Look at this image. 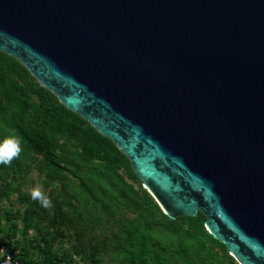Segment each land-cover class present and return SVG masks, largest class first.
Returning <instances> with one entry per match:
<instances>
[{"label":"water","instance_id":"1","mask_svg":"<svg viewBox=\"0 0 264 264\" xmlns=\"http://www.w3.org/2000/svg\"><path fill=\"white\" fill-rule=\"evenodd\" d=\"M0 52L112 141L171 220L264 264V0H0Z\"/></svg>","mask_w":264,"mask_h":264},{"label":"rangeland","instance_id":"2","mask_svg":"<svg viewBox=\"0 0 264 264\" xmlns=\"http://www.w3.org/2000/svg\"><path fill=\"white\" fill-rule=\"evenodd\" d=\"M10 77L17 84L24 85L16 70L10 72ZM3 87H10L9 77L0 76L1 104L6 102ZM24 101L29 106V122L38 97L27 89ZM7 116L9 112L5 111V118ZM38 125V120L32 122V126ZM46 133L60 159L59 167L55 171L56 167L52 168L45 156L27 153L16 170L6 175L5 180L10 186L2 187L5 193L0 194V257L4 252L18 255L21 251H28L27 257L31 261H41V252L31 247L30 241L39 239L44 232L55 234L54 249H62L72 256L73 264H135L128 259L126 251L132 249L139 237H144L145 244L154 249L183 241L188 225L169 229L167 219L161 217L165 211L160 203L140 181H133L122 166L111 167L107 172L109 179L103 181L102 166L97 172L93 167L95 163L102 165L103 162L92 160L85 163L79 156L77 140L67 131L63 132L64 135L60 130ZM40 185L44 195L51 200L52 208L46 209L45 218L23 235L24 210L33 200L32 189ZM129 187L145 193L156 210L146 213L144 205L134 201ZM10 215L12 219L8 220ZM13 224L17 226V232L10 240L8 231ZM214 252L216 256L213 258L202 260L203 255H189L183 260H168L165 264H230L223 258L221 249L215 247ZM165 257L168 256L165 254ZM143 264L152 263L145 261Z\"/></svg>","mask_w":264,"mask_h":264},{"label":"trees","instance_id":"3","mask_svg":"<svg viewBox=\"0 0 264 264\" xmlns=\"http://www.w3.org/2000/svg\"><path fill=\"white\" fill-rule=\"evenodd\" d=\"M17 72V75L24 82L21 86L17 81L10 77V72ZM29 71L15 58L0 52V76L10 78V87H3L2 95L5 97V103L0 101V141H3L10 135L11 131L20 138L21 152L18 158L11 162V165L0 164V194L5 193L1 188L9 187L10 184L5 180L8 172H13L19 166L21 159L27 153H35L43 155L48 160L51 167L56 171L59 167V158L51 146V140L48 138L46 131L53 133L60 130L62 135L67 131L74 139L77 140L78 148L85 163L94 161L103 162L95 163L94 170L97 172L102 166L101 180L109 179V169L113 166H122L125 172L138 182L139 179L134 174L130 161L122 154L116 145L101 136L93 127L79 115L66 109L49 90L42 87ZM29 89L38 97L37 104L34 105V114L27 121V109L29 106L24 101L26 99V90ZM7 109V110H6ZM5 111L9 112V116L5 118ZM39 121L38 126H32L33 121ZM6 173V174H5ZM104 187V186H103ZM11 188L15 189L13 186ZM132 192L133 199L144 205L146 213L156 210L150 204V198L145 193H139L129 187ZM46 208H43L39 201L32 200L28 202L22 216V234L25 235L28 230L34 228L38 222L45 218ZM163 220L167 219L169 229L173 230L176 226L182 224L188 225V231L183 241H177L176 244H169L162 248L148 247L145 244V238L136 239L131 250L126 251V255L131 262L135 264H143L150 261L152 264H165L168 260H183L190 255L197 257L213 258L216 256L214 248L217 247L223 251V258L230 264H236L233 257L228 255L224 244L214 239L204 227L205 215L198 212L195 216H179L175 220H171L165 214H162ZM8 220L12 219L10 215ZM178 223V225H177ZM17 232V226L12 225L8 231V238L14 239ZM172 233V232H171ZM55 234L44 232L39 239L30 241L31 247L38 249L42 254L41 261L33 262L28 256V251L20 252L14 255V258L22 264H73L74 259L69 254L60 249L56 251ZM18 245V243H16ZM14 254V253H13ZM165 254L168 257H165Z\"/></svg>","mask_w":264,"mask_h":264},{"label":"clouds","instance_id":"4","mask_svg":"<svg viewBox=\"0 0 264 264\" xmlns=\"http://www.w3.org/2000/svg\"><path fill=\"white\" fill-rule=\"evenodd\" d=\"M20 143V138L14 131H11L9 136H7L3 141H0V164L6 166L11 165V162L19 157L22 150ZM30 195L33 200L39 201L43 208H52V202L46 195H44L42 185L32 189Z\"/></svg>","mask_w":264,"mask_h":264},{"label":"built area","instance_id":"5","mask_svg":"<svg viewBox=\"0 0 264 264\" xmlns=\"http://www.w3.org/2000/svg\"><path fill=\"white\" fill-rule=\"evenodd\" d=\"M13 253L4 252L0 257V264H22L14 258ZM10 258V259H9Z\"/></svg>","mask_w":264,"mask_h":264}]
</instances>
